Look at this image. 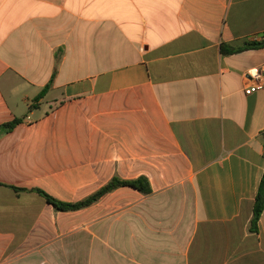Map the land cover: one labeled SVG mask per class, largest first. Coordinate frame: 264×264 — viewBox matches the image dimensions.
<instances>
[{"label":"crops","instance_id":"crops-1","mask_svg":"<svg viewBox=\"0 0 264 264\" xmlns=\"http://www.w3.org/2000/svg\"><path fill=\"white\" fill-rule=\"evenodd\" d=\"M262 40L264 0H0V264H264V48L222 52ZM114 179L152 193L37 192Z\"/></svg>","mask_w":264,"mask_h":264},{"label":"trees","instance_id":"trees-1","mask_svg":"<svg viewBox=\"0 0 264 264\" xmlns=\"http://www.w3.org/2000/svg\"><path fill=\"white\" fill-rule=\"evenodd\" d=\"M264 48V40L262 41H252L248 43L245 47L239 48V49H232L228 47L227 45L223 44L222 45V52L223 54H235L239 53L242 51L246 50H253V49H260ZM47 93V89H44L36 98V101L41 100L45 94ZM21 121L20 120H15L12 123L4 125V131L9 132L13 130ZM132 187L134 189H137L138 191L144 193V194H151L152 189L150 187V184L148 180L146 179H138L136 181H121L119 179H114L110 184H108L106 187L101 189L97 194L94 196L90 197L87 200L78 202V203H65V202H60L53 197L49 196L45 192L38 190L37 192L41 194L43 197L46 198L48 203L53 205L57 210L60 211H76L83 209L87 207L88 205L92 204L93 202L97 201L101 196H103L105 193L110 192L114 190L117 187ZM17 191H21L22 189H17ZM264 211V178L261 182V185L259 187L258 193L255 198V203H254V209H253V218L251 221V226L250 230L254 233L258 232V226L259 222L262 216V213Z\"/></svg>","mask_w":264,"mask_h":264},{"label":"built area","instance_id":"built-area-1","mask_svg":"<svg viewBox=\"0 0 264 264\" xmlns=\"http://www.w3.org/2000/svg\"><path fill=\"white\" fill-rule=\"evenodd\" d=\"M247 76L251 81H254V84H249L245 88L246 95H251L264 90V67L257 70L255 74H248Z\"/></svg>","mask_w":264,"mask_h":264}]
</instances>
